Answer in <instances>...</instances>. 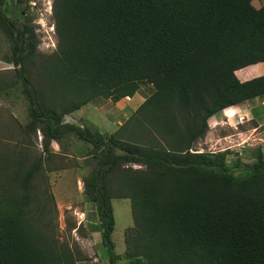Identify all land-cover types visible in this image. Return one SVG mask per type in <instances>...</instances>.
I'll list each match as a JSON object with an SVG mask.
<instances>
[{
  "label": "trees",
  "instance_id": "trees-1",
  "mask_svg": "<svg viewBox=\"0 0 264 264\" xmlns=\"http://www.w3.org/2000/svg\"><path fill=\"white\" fill-rule=\"evenodd\" d=\"M252 1L55 0L57 48L44 53L32 18L11 20L0 0V31L12 51L5 59L15 72L0 98L20 83L30 117L9 128L43 135L30 166L26 139L0 143V264L81 260L59 238L47 190L35 184L44 168L56 169L51 143L70 134L93 145L85 192L110 264L122 258L116 198L131 201L129 264H264V152L230 165L226 150H194L212 116L264 96V74H236L264 61V4ZM141 81L154 91L116 133L65 119L100 96L132 97Z\"/></svg>",
  "mask_w": 264,
  "mask_h": 264
},
{
  "label": "rangeland",
  "instance_id": "rangeland-1",
  "mask_svg": "<svg viewBox=\"0 0 264 264\" xmlns=\"http://www.w3.org/2000/svg\"><path fill=\"white\" fill-rule=\"evenodd\" d=\"M55 0H5L4 10L7 16L21 24L27 17L32 18V25L39 37L38 49L44 53H52L57 48L58 37L54 19ZM10 42L5 33L0 31V84L3 79L13 74L14 65L6 61L11 56ZM254 71H264V67ZM249 72V73H248ZM250 69L239 72L240 76L253 75ZM255 77H251L253 79ZM247 79V80H250ZM37 80V77L35 78ZM20 87L21 84L18 83ZM16 87L8 95L0 98V143L18 145L21 138L29 144V157L26 165L30 166L42 154L43 135H21L17 124L12 135L11 122L26 124L29 120L28 98L22 90ZM154 91L147 81L140 82L139 90L134 96L117 98L97 97L73 113L66 115V120L85 124L99 130L103 134L116 133L120 126L136 111L143 101ZM240 104L244 109L252 108L254 103ZM254 115H249L248 121L240 111V115L224 110L209 119L207 134L200 138L194 147L198 152H228V163L239 160L242 165L256 161L257 149L264 152V106ZM241 121V123H240ZM255 128H252L254 127ZM33 141L31 144L30 141ZM52 156L49 165L56 169L50 171L44 168L36 177L35 184L41 191L47 190V196L56 215L59 238L72 249L79 251L77 264H110L108 252L102 243L101 233L96 228L97 214L95 205L85 192L84 178L90 174L93 162L89 156L93 149L90 143H84L75 135L70 134L61 143L53 141ZM236 173L238 171H235ZM116 226L113 239L115 252L122 258L116 264H129L124 257L127 250L125 231L133 226L131 201L128 198H116L112 201Z\"/></svg>",
  "mask_w": 264,
  "mask_h": 264
},
{
  "label": "crops",
  "instance_id": "crops-1",
  "mask_svg": "<svg viewBox=\"0 0 264 264\" xmlns=\"http://www.w3.org/2000/svg\"><path fill=\"white\" fill-rule=\"evenodd\" d=\"M252 3L254 4L255 7L260 8L264 4V0H253ZM260 67L261 68L264 67V61L246 66V67L241 68V69H238L236 71V74L242 81H245L247 79H250L251 77H258V76L264 74V71H254L253 72V70H255V69L260 70ZM247 69H250V71L253 72V75L246 76V73H245L242 76H240L239 72L246 71ZM251 102L254 103L253 110H252V108H248V110L244 109L243 107H241V105L234 106L236 108V112H235L234 116L237 114L240 115V111H241L242 114L245 115L244 119L248 121L249 118H247V117H249V115H254V113L257 114V112L262 111L261 106H264V96L256 97L250 101H247L246 104L250 105L249 103H251ZM241 115H240V117H241ZM214 116H216V115H214ZM240 123H241V121H240ZM252 128H255V126Z\"/></svg>",
  "mask_w": 264,
  "mask_h": 264
},
{
  "label": "clouds",
  "instance_id": "clouds-1",
  "mask_svg": "<svg viewBox=\"0 0 264 264\" xmlns=\"http://www.w3.org/2000/svg\"><path fill=\"white\" fill-rule=\"evenodd\" d=\"M236 106V105H235Z\"/></svg>",
  "mask_w": 264,
  "mask_h": 264
}]
</instances>
